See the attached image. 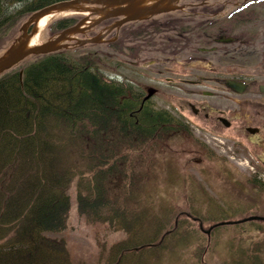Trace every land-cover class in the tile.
Instances as JSON below:
<instances>
[{
    "label": "trees",
    "instance_id": "obj_1",
    "mask_svg": "<svg viewBox=\"0 0 264 264\" xmlns=\"http://www.w3.org/2000/svg\"><path fill=\"white\" fill-rule=\"evenodd\" d=\"M15 1L17 11L10 13L9 0H0V36L9 31L12 13L20 15L19 30L27 15L61 0ZM59 22L68 27L67 19ZM35 58L22 68L21 82L18 71L0 79V264H70L64 241L44 232L65 229L66 188L76 175L79 215L88 224L126 232L110 247L107 264L134 258V252L136 264H204L210 241L188 219L162 213L160 201L147 193L155 180V153L172 149L184 156L183 148L172 144L173 124L136 149L154 134L145 130L159 127L158 115L137 123L129 116L136 100L90 66L56 54ZM124 130L128 138L120 136ZM172 146H179L178 154ZM164 172L166 182H173L169 164ZM133 173L142 178L132 180ZM176 179L187 180L178 171ZM187 238L198 242L186 244ZM240 252L236 264H263L255 248L240 246ZM189 254L194 261L184 257Z\"/></svg>",
    "mask_w": 264,
    "mask_h": 264
},
{
    "label": "flooded vegetation",
    "instance_id": "obj_2",
    "mask_svg": "<svg viewBox=\"0 0 264 264\" xmlns=\"http://www.w3.org/2000/svg\"><path fill=\"white\" fill-rule=\"evenodd\" d=\"M176 6L113 32L115 60L130 62L134 75L120 73L117 80L137 85L140 99L152 106L162 95L161 107L178 118L173 126L189 133L186 148L201 165V179L214 173L206 167L211 164L232 167V173L221 168L230 176L264 175V0H181ZM161 61L166 76L155 80ZM232 80L242 82L243 91L230 88ZM152 85L155 93L145 98ZM162 86L182 93H165Z\"/></svg>",
    "mask_w": 264,
    "mask_h": 264
},
{
    "label": "rangeland",
    "instance_id": "obj_3",
    "mask_svg": "<svg viewBox=\"0 0 264 264\" xmlns=\"http://www.w3.org/2000/svg\"><path fill=\"white\" fill-rule=\"evenodd\" d=\"M11 2L12 0H9L7 5H10ZM13 2L16 1L13 0ZM85 6L87 4L80 3L79 6H75L73 9L69 8V10L67 9L63 12H52L51 16H48L50 18L47 21V25L39 32L36 44L46 42L47 39L55 37L63 29V25L60 22L58 23V20L67 19L65 25L68 26L78 22L82 15H84L79 12L80 10H84ZM14 8H17L15 4L9 7V12L11 13ZM14 10L17 11V9ZM9 12L7 14H10ZM12 15H15V17H12V25L9 27V31L2 33V36H0V54L8 45L13 44V40L19 34L18 25L21 22V19H19L20 15H17V13H12ZM86 18H88V21L89 16ZM28 29L31 31V28ZM99 31L100 25H97L92 30L87 31L86 36H94ZM108 50L100 43H93L82 45V47H71L66 50H59L56 54L69 62L88 65L93 71L105 77L113 76L119 71L124 76H130L131 71V75L134 77L130 62H124L119 65V62L113 59L112 56L105 57L106 59L103 60L105 53L111 54ZM35 59L34 56H30L8 71H20L27 63ZM121 60L125 61L126 59L121 57ZM161 63L162 61L159 62V64ZM165 66H167L166 63H162V66H154V68L162 70L161 75L153 74L155 80H162L166 76ZM115 67H119L118 69L120 70L117 69L118 71H116ZM152 83L154 84L155 82L152 81ZM187 87L190 88L189 86ZM138 89L140 90L137 87L136 90L138 91ZM161 90L165 93L171 92L172 94L177 92L176 96L182 93L176 88L173 89L164 86L161 87ZM161 97V94H157L152 99V103H155L158 107L162 106L164 103L160 102ZM155 158L158 162L155 171V180L149 183L147 193L152 195L154 200L158 199L160 201L162 211L167 214L175 213L180 221L181 219H188L199 231L200 237L203 238L204 236L207 241H210L211 250L205 254L204 264H236V259L241 253L240 246L243 250L250 251L253 248L258 250L256 256L264 264V175L244 177L243 175L234 173V176H230L231 174L226 175L221 171L222 169H228L229 171H227L232 173V167H225V165L214 166L211 164L206 167L211 166L212 171L216 174L210 177L206 173V177L201 179L198 166L189 162L188 167L185 166L184 169L189 173L194 172L195 175L185 177L187 180H177V171L180 164L186 160V157L177 156L174 150L167 149L166 151H158V153H155ZM167 164L173 168V182H166L167 178L165 177L166 174L164 171L167 170ZM175 166L177 171L174 169ZM234 169L239 170L236 167ZM254 180L259 183V186L253 184ZM75 184L76 180L70 185L68 190L70 211L67 216L65 229L56 233L44 232V234L50 239H62L64 241L70 264H107L106 261L108 260L110 247L118 241L124 240L126 232L110 230L106 225L102 224H88L79 215L78 210H76ZM192 213L201 218L202 227H204L203 230L209 229V226H212L218 220H230L235 223L219 225L209 231V234H205L200 232L198 223L192 218ZM251 214H257L256 218L243 221ZM187 239H185L186 244L189 243L192 245L198 242L195 238ZM134 253V258L125 257L121 260L120 264H136V252ZM184 257L190 261H194L190 254Z\"/></svg>",
    "mask_w": 264,
    "mask_h": 264
},
{
    "label": "water",
    "instance_id": "obj_4",
    "mask_svg": "<svg viewBox=\"0 0 264 264\" xmlns=\"http://www.w3.org/2000/svg\"><path fill=\"white\" fill-rule=\"evenodd\" d=\"M177 1L179 0H69L48 5L46 8L36 11L30 19L21 26L20 30L22 34L17 38L16 42L0 56V73L14 66L15 63L23 60L27 55L48 54V52L59 50V48H67V44L63 42L70 40L73 34L84 32L85 28L81 27L82 24H86V28L88 29L104 21V19L115 16L122 17V19L115 23V26L124 24L126 21L130 20L147 19L149 16L171 10L172 4ZM80 3L101 5V7H97L94 10V14L98 15V17L90 20V23H86L88 18H84L76 25L60 31L55 38L48 39L47 42L42 44H36V46H29L28 40L36 33V24L43 16L52 12L75 8V6L80 5ZM31 25V33H28V28ZM101 41V37L98 35L93 36L91 39H77L76 43L82 46L86 43H99Z\"/></svg>",
    "mask_w": 264,
    "mask_h": 264
},
{
    "label": "bare ground",
    "instance_id": "obj_5",
    "mask_svg": "<svg viewBox=\"0 0 264 264\" xmlns=\"http://www.w3.org/2000/svg\"><path fill=\"white\" fill-rule=\"evenodd\" d=\"M48 16H51V15H46L45 17L41 18L40 21L38 22V24H37L38 32L36 33V35H34L33 37L30 38V40H29L30 41V43H29L30 45H35L36 44L37 38H38V35H39V32L41 30H43V28L47 25V21L50 18ZM18 75H19V80L21 82V79H22V76H23L22 75V72L19 73ZM98 75H99V77L101 79H103V81H105V83L107 82V83H111L112 85H115L116 87H118V86L121 87L122 90L127 94V98H129V99L130 98H134L136 100V102L138 104V107L135 108V109H133L132 111H130L129 112V116L130 117L131 116H134L136 118V122L137 123H140L142 121V119H143L142 117L143 116L145 118H148L149 116L158 115V117L160 119V124L158 125L159 127H154L153 130H150V129L145 130L144 132H146L145 134H147V135H150L152 133H154V134H152L151 136H148L145 139V141H143V143L141 144L142 147H140V148L139 147H136V149H142L143 146L145 148L146 145L148 143H150V141H152V140L154 141V140L158 139L159 133H156V132L159 129L165 131L166 128H170L171 127V125L173 124L172 119H170L167 115H164V113L161 110H159L157 107L152 106L151 104H149L148 102H146L144 99H140V96H139L138 91L133 86H131L130 83L121 81L119 79L116 80V79L110 78L108 76L105 77V76H103V75H101L99 73H98ZM145 118L143 120H146ZM140 127H143V125L140 126ZM144 128L146 129V127H143L142 129H144ZM119 133H120V136H123V134H126V131L125 130L122 131V132L120 131ZM129 135L130 134L128 133V134H126L125 137L128 138ZM131 149H133V148H131ZM133 151H135V150L133 149ZM76 178H77V175L75 177H73L71 179V182L67 185L66 194H68V190L70 188V185L76 180ZM141 178H142V176L135 175V173H133L131 175V179L134 180V181H139ZM162 213L167 214L164 211H162ZM117 230L120 231V229H117ZM128 260H130V259H128Z\"/></svg>",
    "mask_w": 264,
    "mask_h": 264
}]
</instances>
